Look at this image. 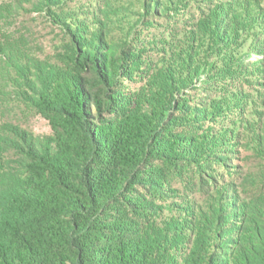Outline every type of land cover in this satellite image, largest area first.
Instances as JSON below:
<instances>
[{
    "label": "trees",
    "instance_id": "obj_1",
    "mask_svg": "<svg viewBox=\"0 0 264 264\" xmlns=\"http://www.w3.org/2000/svg\"><path fill=\"white\" fill-rule=\"evenodd\" d=\"M80 30L70 41L74 70L53 65L42 75L34 65L24 91L54 132L30 140L12 132L0 145V264H264V174L252 204L229 215L213 204L207 216L201 211L190 241L162 201L171 175L212 166L207 151L224 137L202 131L220 122L215 90L186 97L190 74L182 71L152 95L163 98L155 111L123 119L128 54L113 44L105 53L102 38L94 46Z\"/></svg>",
    "mask_w": 264,
    "mask_h": 264
},
{
    "label": "rangeland",
    "instance_id": "obj_2",
    "mask_svg": "<svg viewBox=\"0 0 264 264\" xmlns=\"http://www.w3.org/2000/svg\"><path fill=\"white\" fill-rule=\"evenodd\" d=\"M77 27L94 46L102 38L105 53L113 44L116 53L128 54L121 65L130 74L119 79L123 119L155 111L154 101L163 98L152 100V95L169 81L175 84L177 73L184 77L182 71L190 74L186 97L215 90L212 102L220 104V122L202 131L208 139L224 137L207 151L212 166L207 174L197 166L169 176L162 200L172 207L169 216L182 223L186 241L209 205L229 215L230 209L252 204L257 175L264 174L258 156L264 155V0H0V145L12 132L28 140L54 132L52 118L26 100L24 91L35 79L34 65L44 69L42 75L53 65L74 70L70 41ZM196 53L199 60L191 58ZM226 135L234 136L232 144Z\"/></svg>",
    "mask_w": 264,
    "mask_h": 264
}]
</instances>
